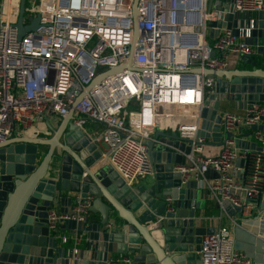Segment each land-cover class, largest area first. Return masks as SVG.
Instances as JSON below:
<instances>
[{
  "label": "built area",
  "instance_id": "2783aa9c",
  "mask_svg": "<svg viewBox=\"0 0 264 264\" xmlns=\"http://www.w3.org/2000/svg\"><path fill=\"white\" fill-rule=\"evenodd\" d=\"M20 2L0 3V143L34 131L47 133L51 118L65 119L73 112V124L81 130L90 122L102 127L89 134L104 146L103 161L132 187L152 175L145 144L157 143V131L176 133L191 143L186 162L175 166L182 186L197 182L221 212L218 228L202 240L201 264H257L235 250L234 228L259 213L264 153L238 150L235 139L239 128L262 123L264 104L249 106L242 115L222 113L223 129L235 137L216 156L205 154L208 141L198 133L205 99L215 87L214 78L202 71H225L231 56L254 55L243 33L238 39L223 31L208 42V23L228 14L264 12V0H237L227 10L211 11L209 0H138V35L135 0H37L26 8L24 25L39 17L38 28L19 41ZM248 130L252 142L264 148V133ZM239 158L245 160L241 178L235 176ZM92 200L79 198L69 214L52 208L50 231L68 220L85 221ZM129 263L127 256L108 261Z\"/></svg>",
  "mask_w": 264,
  "mask_h": 264
},
{
  "label": "water",
  "instance_id": "95a60500",
  "mask_svg": "<svg viewBox=\"0 0 264 264\" xmlns=\"http://www.w3.org/2000/svg\"><path fill=\"white\" fill-rule=\"evenodd\" d=\"M216 1L224 4L218 9L227 10L237 0H210L209 11ZM26 2H20L19 41L36 31L39 24L37 17L30 19L31 25H24ZM137 3L135 0L133 5L135 35ZM208 28L209 40L218 39L223 31H231L238 39L243 33L244 43L254 50L253 56L238 57L237 70L202 71L214 78L215 87L205 99L198 137L213 146H224L235 136L223 129V100L229 98L243 109L264 104V12L228 14L223 21L208 23ZM131 64L129 61L127 67ZM72 113L57 130L47 123L53 132L50 139L20 136L0 143V264H108L114 256L129 257V264H201L202 240L215 228L202 226L196 218L197 182L182 186V176L175 171V166L186 162L191 143L176 133L157 131V143L145 144L152 175L147 183L130 187L103 161L101 145L73 124ZM263 123L264 118L260 125L241 127L239 131L264 133ZM251 136L238 135L236 149L264 153V148L247 140ZM244 165V159H237L239 178ZM79 198L93 199L86 220L65 221L51 232L48 212L55 208L69 214ZM224 208L231 217L236 216L229 204L225 203ZM258 210L254 221L237 226L251 238L245 244L252 252L264 241V198ZM66 231L77 236L87 234L98 248L94 246L96 250L79 259L74 249L59 245V237Z\"/></svg>",
  "mask_w": 264,
  "mask_h": 264
},
{
  "label": "crops",
  "instance_id": "0c3cea01",
  "mask_svg": "<svg viewBox=\"0 0 264 264\" xmlns=\"http://www.w3.org/2000/svg\"><path fill=\"white\" fill-rule=\"evenodd\" d=\"M2 0H0L1 3ZM210 1V0H209ZM209 4V3H208ZM218 1L214 2V6L212 7V10H219V7H224V4H218ZM220 5V6H219ZM211 11V10H210ZM213 42V40H210V43ZM238 65V56H231L230 57V66L227 70H237ZM222 107L220 109L221 114L222 113H233V114H239L242 115L245 113V109L242 108V106L238 105L237 103L231 101L229 98L223 100ZM64 119L62 118H51L49 121V125L54 129L57 130L60 125L62 124ZM264 124V123H263ZM47 126V125H46ZM102 127L100 125H97L95 123H88L86 126L87 133H94V132H100ZM239 134L248 135L251 132L249 130L243 129L242 131H238ZM252 134V133H251ZM27 138L30 139H43L47 140L52 138L53 132L48 128L47 133L42 132H31L24 135ZM247 140H251L252 138H247ZM209 143V142H208ZM101 145V144H100ZM102 150L104 151V146L101 145ZM222 149V146H213L210 143L207 144L205 148V154L207 156H216L220 153ZM235 176L239 178L238 173H235ZM211 177V175H210ZM150 179L149 176L140 178L136 183V185H142L147 183V181ZM195 212H196V218L202 219L200 220V224L206 228H215L217 229L219 226V223L217 221V218L220 217L221 212L219 209V206L215 202V200L209 195L205 194L202 191H199L198 193V200L195 203ZM93 218H99L93 217ZM203 218H208L209 220H203ZM216 218V220H215ZM255 219V218H254ZM254 219L249 221H254ZM243 223V221L241 222ZM68 239L67 244L63 243V239ZM76 239L78 241H76ZM257 244V243H256ZM59 245L67 247L69 249H77L78 250V256L79 259L82 258V255H85L87 252H90L91 250L95 249L94 246L98 248V244L95 245V243H91L89 240V236L87 234H84L83 236H77L76 233L72 231H66L65 234H61L59 237ZM96 250V249H95ZM255 255L254 261L257 264H264V241L261 242L258 245V248L254 249V252H252Z\"/></svg>",
  "mask_w": 264,
  "mask_h": 264
},
{
  "label": "rangeland",
  "instance_id": "374dc122",
  "mask_svg": "<svg viewBox=\"0 0 264 264\" xmlns=\"http://www.w3.org/2000/svg\"><path fill=\"white\" fill-rule=\"evenodd\" d=\"M33 2H35V6H36L37 0H27L26 8L30 9ZM207 41L210 42L209 38H207ZM254 212L257 213V210ZM241 219H242V215H241V213H239L238 214L239 222H241ZM238 226H240V225H238ZM235 234H236L235 250L238 252L244 253L249 259L253 260L252 255H251V254H253L251 251V247L248 244H245V241H249L251 239L249 237V235L247 234V232L242 230L240 227H237Z\"/></svg>",
  "mask_w": 264,
  "mask_h": 264
}]
</instances>
